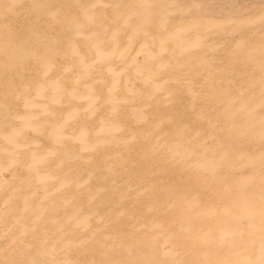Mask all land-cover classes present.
Returning a JSON list of instances; mask_svg holds the SVG:
<instances>
[{
  "label": "bare ground",
  "instance_id": "bare-ground-1",
  "mask_svg": "<svg viewBox=\"0 0 264 264\" xmlns=\"http://www.w3.org/2000/svg\"><path fill=\"white\" fill-rule=\"evenodd\" d=\"M260 9L0 0V264L258 258L233 233L264 152L231 130L261 112Z\"/></svg>",
  "mask_w": 264,
  "mask_h": 264
},
{
  "label": "snow or ice",
  "instance_id": "snow-or-ice-1",
  "mask_svg": "<svg viewBox=\"0 0 264 264\" xmlns=\"http://www.w3.org/2000/svg\"><path fill=\"white\" fill-rule=\"evenodd\" d=\"M14 7V5H13ZM141 7L145 9H150L152 5L143 4ZM194 7L202 8V5H194ZM11 11V8L8 9ZM246 22L248 24H253L259 22L262 30H264V0H261V9L258 17L255 18H246ZM201 25H212L216 24L219 27H223L225 21L216 20L214 18H210L208 16H204L200 20ZM246 47L245 42L241 41L240 44H237L236 54L240 55L244 48ZM252 58V54L249 53V59ZM259 71L261 74V85L264 87V43H262L261 51H260V63H259ZM262 105L261 112L259 113V119L257 120L255 116L251 113L249 114V118L246 122H242L239 124L233 123V128L231 130V135L235 137H243L245 139H255L258 138L262 145V152H264V96H262ZM261 166H262V176H264V154L261 155ZM237 221V229L233 233L237 240H234L233 243L240 244H249L254 245L255 238L258 235L260 241L259 248V257L258 258H249L246 260H233V259H195L192 261H174L173 264H264V191L261 192L259 205L258 207H253L251 204L249 205L248 210L244 215L236 214ZM101 264H105V262L101 261ZM123 264H143V262L127 259L123 262Z\"/></svg>",
  "mask_w": 264,
  "mask_h": 264
}]
</instances>
